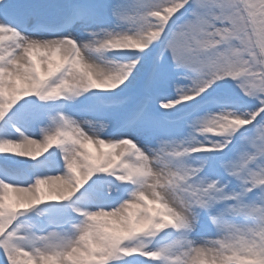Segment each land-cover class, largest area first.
<instances>
[{"label":"snow or ice","instance_id":"1","mask_svg":"<svg viewBox=\"0 0 264 264\" xmlns=\"http://www.w3.org/2000/svg\"><path fill=\"white\" fill-rule=\"evenodd\" d=\"M0 264H264V0H0Z\"/></svg>","mask_w":264,"mask_h":264}]
</instances>
